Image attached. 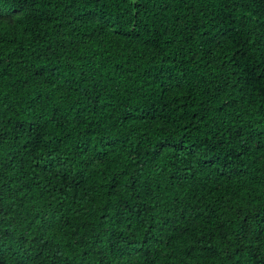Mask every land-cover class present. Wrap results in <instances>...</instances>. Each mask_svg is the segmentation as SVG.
I'll return each mask as SVG.
<instances>
[{
	"label": "trees",
	"instance_id": "1",
	"mask_svg": "<svg viewBox=\"0 0 264 264\" xmlns=\"http://www.w3.org/2000/svg\"><path fill=\"white\" fill-rule=\"evenodd\" d=\"M264 0H0V264H261Z\"/></svg>",
	"mask_w": 264,
	"mask_h": 264
},
{
	"label": "snow or ice",
	"instance_id": "2",
	"mask_svg": "<svg viewBox=\"0 0 264 264\" xmlns=\"http://www.w3.org/2000/svg\"><path fill=\"white\" fill-rule=\"evenodd\" d=\"M261 264H264V261H262Z\"/></svg>",
	"mask_w": 264,
	"mask_h": 264
}]
</instances>
